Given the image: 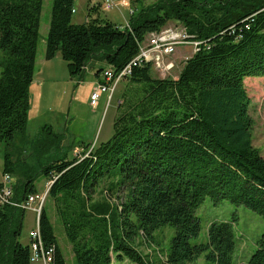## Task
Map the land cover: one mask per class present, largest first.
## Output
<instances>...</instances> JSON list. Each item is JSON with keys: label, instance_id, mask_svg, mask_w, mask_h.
Returning <instances> with one entry per match:
<instances>
[{"label": "trees", "instance_id": "1", "mask_svg": "<svg viewBox=\"0 0 264 264\" xmlns=\"http://www.w3.org/2000/svg\"><path fill=\"white\" fill-rule=\"evenodd\" d=\"M43 1L0 0V141L11 142L28 124ZM131 3L126 26L92 17L98 6L86 21L74 23L75 0H53L46 59L60 53L79 81L94 61L120 70L139 52V42L172 20L205 43L177 77L136 67L126 78L111 138L42 168L53 180L48 197L77 264H199L203 254L214 264H239L233 222H211L207 241L197 242L196 211L206 198L213 204L228 200L264 219V154L254 144L245 83L264 77V0ZM13 163L7 154L4 172L12 174ZM34 180L15 183L14 200L37 193ZM99 190L101 198H94ZM25 213L0 205V264H31L29 241L22 240ZM167 224L175 232L163 254L138 249V237L154 242ZM40 230L45 244L56 246L57 261L67 264L46 208ZM241 264H264V232Z\"/></svg>", "mask_w": 264, "mask_h": 264}, {"label": "rangeland", "instance_id": "2", "mask_svg": "<svg viewBox=\"0 0 264 264\" xmlns=\"http://www.w3.org/2000/svg\"><path fill=\"white\" fill-rule=\"evenodd\" d=\"M86 2L87 0H75L77 12L73 14L74 21L83 19L87 10ZM149 3V1L145 2V4ZM52 4L53 0L43 1L38 46L39 58L42 54L45 58L46 42H43L42 39L46 40L48 34ZM108 14L117 24L122 25L130 17V13L126 9L111 10ZM176 24L183 25L172 20L166 26ZM178 52L179 55L188 57L193 54L191 45L180 46ZM177 53L175 60L179 68H176L171 75L167 76L177 77L184 65L185 58L177 56ZM47 62L48 66L50 64L52 68L47 67L44 69L41 64H38L35 68L40 75H37L36 82L30 90L31 107L28 111L29 120L25 131L17 133L15 139L11 142L0 141V168L4 169L5 158L9 154L14 162V171L12 172L14 183H19L21 179L34 176V184L39 195L46 194L49 181H51L42 171L44 166L62 158L73 159L75 156L79 157L84 150L91 149L93 146L111 138L114 133L113 124L118 112V102L128 82L126 79L120 82L109 104H104L100 108L92 107L85 97L77 96L75 90L80 87L84 88V91L85 88H90V82L93 78L91 74L95 73L101 63L94 61L91 66L93 69L91 74H88L83 81H79L78 78L73 79L70 76L67 61L61 55ZM151 73L155 77H166L155 69H152ZM41 78L45 79L46 84L42 90H39L38 82ZM245 83L251 97L250 115L254 123V144L264 154V77H247ZM119 194H122V192ZM113 196L116 197V193ZM115 197L111 199L115 200ZM94 198H101L100 190ZM118 200L117 198L116 201ZM43 208H46L50 214L58 243L67 264H77L72 251V244L65 233L54 201L48 197V192ZM196 213L201 223L200 235L195 240L197 242L207 241L211 222H233L236 233V249L233 259L239 264L247 261L254 253L257 248V241L264 232L263 217L244 204H236L228 200L213 204L209 198H206L198 207ZM36 217V212L26 210L22 232L24 242L29 240V232L36 225ZM174 232L171 225H164L154 233V242L147 240V238L138 237L136 239L137 247L144 254L152 253L155 255L156 251L163 254L169 246ZM198 263L214 264L206 260L205 254L199 258ZM113 264L132 263L125 259L122 262L115 261Z\"/></svg>", "mask_w": 264, "mask_h": 264}, {"label": "built area", "instance_id": "3", "mask_svg": "<svg viewBox=\"0 0 264 264\" xmlns=\"http://www.w3.org/2000/svg\"><path fill=\"white\" fill-rule=\"evenodd\" d=\"M96 6H100L107 12L126 9L131 15L134 11L131 0H90L88 8ZM73 12H76L75 8ZM124 25L129 26L128 19ZM204 43V41L195 38L186 26L179 24L165 26L158 31L149 33L142 42H139V52L124 68L118 70L111 65H106L103 68L102 79L96 83L90 96L92 107H97L103 93L108 94L107 104H109L120 82L131 76L136 67L149 65L162 76L171 75L176 68H179L175 55L180 46L191 45L192 51L195 53ZM189 57L184 56L185 60ZM52 183L53 180L49 181L47 192ZM14 184L12 174L4 172L0 168V205L12 204L25 210H32L37 215L36 225L29 232L30 263L60 264L57 261L56 246H47L40 230V217L47 192L45 195L30 194L22 201H16L14 200Z\"/></svg>", "mask_w": 264, "mask_h": 264}, {"label": "crops", "instance_id": "4", "mask_svg": "<svg viewBox=\"0 0 264 264\" xmlns=\"http://www.w3.org/2000/svg\"><path fill=\"white\" fill-rule=\"evenodd\" d=\"M89 3H90V0H87L86 5H85L86 8H87V10H86V12H85V14H84L83 19H80V21H74V20H73L74 23H82V22L86 21L88 15H89V8H88ZM98 7H100V6H98ZM94 10H96V9H94ZM94 10H93V13H94V14H93L92 17H95V16L99 15V16L102 17V18H108V19L112 20V19L109 17L108 12L102 10L101 7L99 8V10L97 9V11H95V12H94ZM76 12H77V11H76ZM112 21L115 22L114 20H112ZM118 24H119V25H122V24H120V23H118ZM42 41H43V42H46L45 39H42ZM58 55H61V54L58 53L56 56H58ZM56 56H55V57H56ZM177 56H180V57L184 58V55H182V56L179 55V52L177 53ZM55 57H54V58H55ZM54 58H53V59H54ZM45 59H46V57L44 58V55H43V54H42V55L40 56V58H39V55H38V53H37L36 66H37L38 64H41L42 67H43L44 69H46L47 67L52 68L50 64H49V66H48V64H47V63H48L47 61H50V60H45ZM51 60H52V59H51ZM36 66H35V68H36ZM105 66H106L105 64H101V65H99V67H105ZM91 70H93L92 67L88 66V67H87V70H86V71H87V75H88V74H91V72H92ZM37 75H40V74L37 73V72H36V69H35L34 81H33L32 85H31V88L34 86V83L36 82L35 80H36V78L38 77ZM87 75H86V77H87ZM91 75H93V78H92V81L90 82V88H89V89L85 88L86 90L84 91V90H83L84 88L80 87V88H77V89L75 90L76 93H77V96L85 97V99L88 101V103H90V96H91V93L93 92V89H94L96 83L102 79L101 74H100L99 76H96V73H92ZM42 76H43V75H42ZM45 84H46L45 79H44V78H41L40 82H38V86H39L38 89H39V90H42V88L45 86ZM83 91H84V92H83ZM107 102H108V94H107V93H103V94L101 95L99 101H98L97 108H100L101 106H104V104L107 105ZM90 104H91V103H90ZM91 106H92V105H91ZM80 151H82V150H80ZM80 151H79V152H80ZM31 229H32V228H31ZM28 237H29V236H28ZM28 239H29V238H28ZM28 241H29V240H28Z\"/></svg>", "mask_w": 264, "mask_h": 264}]
</instances>
